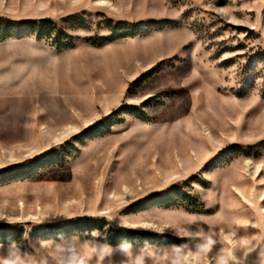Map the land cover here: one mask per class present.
Masks as SVG:
<instances>
[{"label":"rangeland","instance_id":"rangeland-1","mask_svg":"<svg viewBox=\"0 0 264 264\" xmlns=\"http://www.w3.org/2000/svg\"><path fill=\"white\" fill-rule=\"evenodd\" d=\"M0 18L75 40H0V264H264V0H0ZM110 21L133 35L94 45Z\"/></svg>","mask_w":264,"mask_h":264},{"label":"trees","instance_id":"trees-1","mask_svg":"<svg viewBox=\"0 0 264 264\" xmlns=\"http://www.w3.org/2000/svg\"><path fill=\"white\" fill-rule=\"evenodd\" d=\"M74 24L79 22V18L72 17L69 18ZM148 26H157L159 30L165 28L167 23H163L161 26L157 23H150ZM124 24H116L114 25L112 21H110L109 30L110 36L102 37L99 39V42H94V45L102 46L104 44L112 43L116 40L132 36L133 33H129L130 31H126L124 29ZM135 28V26H133ZM26 36H35L38 40L42 39H50L51 38V45L54 46L57 51L62 52L64 50L73 49L75 47V40L72 36L67 35L62 29H60L59 25L53 22L50 19H43L39 21H29V22H14L10 20H5L0 18V40H5L8 38H24ZM43 162L46 165H53L54 162L59 158L56 155V152H52L49 155H45L43 157ZM32 174L28 173L22 175L20 173L18 179L16 180H25L31 178ZM180 191L176 188L167 191L164 193L160 198V206L169 208L173 205L174 198H179ZM100 222L93 221L92 219H84L77 221L76 223H71L65 226H57V227H49L42 233L41 236L43 237H62L66 232H82L88 230H94L98 228ZM9 228V226H7ZM5 239L0 238V242H7L3 241Z\"/></svg>","mask_w":264,"mask_h":264}]
</instances>
